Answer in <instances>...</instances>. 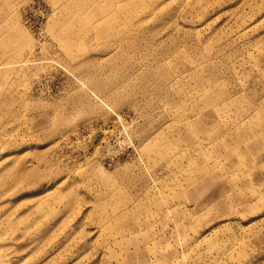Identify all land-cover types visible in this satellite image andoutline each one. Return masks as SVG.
<instances>
[{
	"label": "rangeland",
	"instance_id": "1",
	"mask_svg": "<svg viewBox=\"0 0 264 264\" xmlns=\"http://www.w3.org/2000/svg\"><path fill=\"white\" fill-rule=\"evenodd\" d=\"M0 264H264V0H0Z\"/></svg>",
	"mask_w": 264,
	"mask_h": 264
}]
</instances>
